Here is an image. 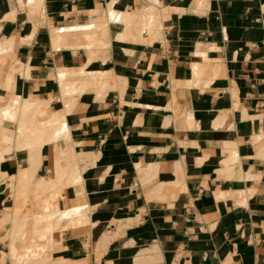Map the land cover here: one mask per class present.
Returning a JSON list of instances; mask_svg holds the SVG:
<instances>
[{"label":"crops","instance_id":"obj_1","mask_svg":"<svg viewBox=\"0 0 264 264\" xmlns=\"http://www.w3.org/2000/svg\"><path fill=\"white\" fill-rule=\"evenodd\" d=\"M41 210L55 262L264 264V0H0V264Z\"/></svg>","mask_w":264,"mask_h":264},{"label":"rangeland","instance_id":"obj_2","mask_svg":"<svg viewBox=\"0 0 264 264\" xmlns=\"http://www.w3.org/2000/svg\"><path fill=\"white\" fill-rule=\"evenodd\" d=\"M50 212L49 210H41L40 215V229H39V241H40V249H39V256L37 257L36 251H32L31 249V238L32 235L37 233V231H26L24 232V244L27 243L25 247V262L22 264H67L62 261H51L53 258V253L60 248L59 241L61 240L62 229H58L57 225H53L50 222ZM58 229L53 236V241H50L52 232L51 229ZM56 244V245H55ZM33 261V262H32Z\"/></svg>","mask_w":264,"mask_h":264}]
</instances>
